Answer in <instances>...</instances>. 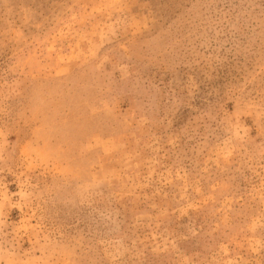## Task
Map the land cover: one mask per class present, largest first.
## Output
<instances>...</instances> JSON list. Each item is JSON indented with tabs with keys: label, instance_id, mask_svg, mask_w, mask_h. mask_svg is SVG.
<instances>
[{
	"label": "rangeland",
	"instance_id": "obj_1",
	"mask_svg": "<svg viewBox=\"0 0 264 264\" xmlns=\"http://www.w3.org/2000/svg\"><path fill=\"white\" fill-rule=\"evenodd\" d=\"M0 264H264V0H0Z\"/></svg>",
	"mask_w": 264,
	"mask_h": 264
}]
</instances>
